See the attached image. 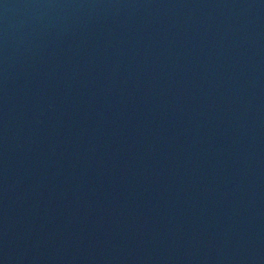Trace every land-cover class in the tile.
Masks as SVG:
<instances>
[{"label":"water","instance_id":"95a60500","mask_svg":"<svg viewBox=\"0 0 264 264\" xmlns=\"http://www.w3.org/2000/svg\"><path fill=\"white\" fill-rule=\"evenodd\" d=\"M0 264H264V0H0Z\"/></svg>","mask_w":264,"mask_h":264}]
</instances>
